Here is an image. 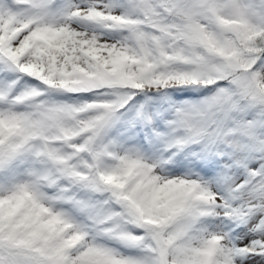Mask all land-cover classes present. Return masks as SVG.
I'll use <instances>...</instances> for the list:
<instances>
[{"label":"snow or ice","instance_id":"1","mask_svg":"<svg viewBox=\"0 0 264 264\" xmlns=\"http://www.w3.org/2000/svg\"><path fill=\"white\" fill-rule=\"evenodd\" d=\"M0 264H264V0H0Z\"/></svg>","mask_w":264,"mask_h":264}]
</instances>
